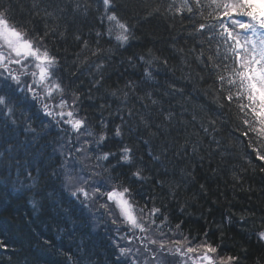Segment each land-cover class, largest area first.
<instances>
[{"label":"trees","instance_id":"obj_1","mask_svg":"<svg viewBox=\"0 0 264 264\" xmlns=\"http://www.w3.org/2000/svg\"><path fill=\"white\" fill-rule=\"evenodd\" d=\"M181 5L182 0H113L112 11L130 28L129 42L122 47L108 34L111 13L102 0H0V13L29 35H42L45 25L55 29L46 41L48 49L62 64L69 62L65 68L77 61L70 68L76 72L79 67L76 76L60 75L65 92L79 94L76 110L92 132L84 134L83 153L75 154L59 147L64 130L53 124L47 128L40 103L25 111L13 100L11 116L6 107L0 112V242L6 245L0 247V264H129L119 252L118 227L107 223L95 228L91 209L79 195L69 194L70 185L80 181L78 171L70 173V183L65 179L76 158L86 159L111 185L128 184L127 176L141 168L146 179L133 185L136 209L144 208L139 213L145 216L152 207L161 209L153 226L163 237H187L193 245L207 241L218 248L214 256L219 260L231 255L239 258L236 264H264V241L258 238L264 232V172L258 161L249 163L243 155L244 144L233 131L240 122L235 105L224 109L215 126L209 125L205 112L217 107L213 101L220 95L219 85L213 86V70L197 56L214 52L215 43L210 46L207 34L195 33L194 22L201 18L186 9L177 12ZM157 7L158 12L152 11ZM74 35L89 41L79 58L83 64L77 60L81 48ZM97 47L101 52L94 56ZM134 53L144 61L134 59L132 67L128 57ZM99 63L104 67L97 71ZM145 67L155 81L144 91L126 87L128 80L139 81ZM96 80L101 84L94 87ZM173 84L179 91L169 89ZM117 125L119 137L114 135ZM102 133L106 139L97 143ZM125 146L131 149V166L119 161ZM106 152L115 155L97 159ZM95 199L103 198L95 194Z\"/></svg>","mask_w":264,"mask_h":264},{"label":"snow or ice","instance_id":"obj_2","mask_svg":"<svg viewBox=\"0 0 264 264\" xmlns=\"http://www.w3.org/2000/svg\"><path fill=\"white\" fill-rule=\"evenodd\" d=\"M102 4L105 12L111 13L107 15V20L115 22L121 30L116 39L123 47L129 42L130 28L126 23L120 22L116 13L112 11L113 0H102ZM171 7L172 5H169V8ZM185 9L190 15L198 14L201 18L200 22H194L196 24L195 33L201 36L207 34L206 40L210 46L215 43L214 52L205 55V52L201 51L197 56V60L201 64L213 70V86L219 85L217 90L220 95L213 101L217 107L215 109L208 107L205 112L209 125L215 126L221 120V116L225 114L224 109L235 105L240 122L233 131L239 134L237 139L244 144L243 155L248 158L249 163L253 160L258 161L259 171L264 172V0H192V3H189V0H182L181 7L177 8L176 11L182 13ZM159 10L157 7L152 11L158 12ZM48 15H52V13H48ZM239 17H246L247 19H240ZM45 29L42 35H29L28 32L12 26L9 20L5 19L4 14L0 13V112L6 107L7 114L11 116L13 107L10 105L13 100L25 111L38 102L41 105L40 110L46 117L55 119L58 116L70 126L73 132L79 133L82 128H85V119L76 118L74 110L64 111L69 107V104L62 95L65 88L62 84L63 76L60 75V73L67 71L69 76H76L79 67L77 66L76 72H72L70 70L71 65H75L77 61H72L71 65L65 68L69 62L65 59L62 64L61 58L49 51L46 41L50 37V32L55 35V29L48 30L47 25H45ZM111 33L112 29L109 28L108 34L111 35ZM101 35V32H96L97 37ZM64 36V32L59 33L61 39ZM132 38L135 39L134 36ZM74 40L81 48V52L76 53L77 60H79L81 53L89 49V41L82 40L81 35H74ZM97 44H99V40H97ZM99 52L101 49L97 47L92 55L95 56ZM86 59L87 57H85ZM134 59L144 61V56L134 53L133 56L128 57L129 66L135 67ZM154 59L159 58L154 57ZM79 62L83 64L85 61L79 60ZM145 63L151 65L152 61L148 60ZM167 64V59H164L162 65L166 66ZM91 66L89 65V67ZM103 67V63L95 64L97 71ZM80 74L83 75L82 72ZM27 77H31V82L28 81ZM103 79L104 74L101 72V80ZM101 80L94 81L93 86L100 85ZM154 81V73L145 67L139 81L128 80L125 86L134 92L144 91L149 83ZM168 87L172 92L179 91L175 89L174 84ZM54 93L61 94L59 103L55 105L61 111L55 113L49 104L44 103L45 98L53 99ZM146 94L149 97L152 95L151 92ZM168 94L171 92L166 91L165 95ZM111 95L116 96V91H113ZM72 96L74 107L76 102L80 100V96L76 92H73ZM127 96L128 93L125 92L124 97L127 98ZM139 98L143 99V97ZM152 103L155 104L157 101L153 100ZM101 107L103 108L104 105ZM129 115H131L130 110ZM65 116L68 119L65 120ZM221 122L227 123L226 121ZM11 123L15 124L16 121L12 120ZM101 123L107 128L104 121ZM28 127L30 129V124ZM85 130L89 136L92 135L90 130ZM204 131L208 132V128H204ZM114 135L117 137L122 135L121 126L115 127ZM105 139L106 136L102 133L97 143L103 142ZM83 150V147L78 149V151ZM130 152L131 149L127 146L123 147L119 161L131 166L133 161ZM110 155L115 154L106 152L98 156L97 159L108 160ZM153 159L159 160V157L153 156ZM105 171H109V169L106 168ZM142 171L139 167L132 171L127 176L128 184L121 182L119 185H111L109 179L97 180L93 187V193L98 194L100 198L106 197L105 203L101 204L100 207L105 208L108 214L113 217V224L121 222L129 225L132 229L145 232L148 229L145 228L141 217L137 215L133 195V185L146 179L142 176ZM92 175L100 176L101 174L93 173ZM65 179L70 183L73 177L66 175ZM65 187H68L67 183ZM200 187L201 190H204L205 186L201 185ZM69 194L73 197L82 194L85 199L89 198V193L82 186L70 191ZM139 212L143 213L144 208H140ZM149 213L148 219L151 224H155V218H158L157 214L161 213V209L152 207L149 209ZM165 220H167L166 216ZM176 228L180 229L179 223ZM160 235L163 236L164 233L161 232ZM179 235L182 236L183 234L179 233ZM258 238L264 241V232H260ZM146 239H148V243L157 245L152 256V259L157 260V264H184L185 258L191 260L194 255L195 259L201 261L202 264H216L214 254L217 253L218 248L207 241L193 245L187 237H183L172 240L171 243L175 247L170 248L167 247L168 241L166 240ZM0 247H6V245L0 242ZM130 251L129 248H119L122 257ZM173 256L177 259H169ZM238 259L236 256L229 255L220 257V262L221 264H236Z\"/></svg>","mask_w":264,"mask_h":264},{"label":"rangeland","instance_id":"obj_3","mask_svg":"<svg viewBox=\"0 0 264 264\" xmlns=\"http://www.w3.org/2000/svg\"><path fill=\"white\" fill-rule=\"evenodd\" d=\"M240 19H247L244 17H239ZM107 24H109V28L112 29L113 36H117L121 33V30L116 26L115 22H110L107 20ZM18 67V66H13ZM23 79V78H22ZM28 81L31 82V77H27ZM64 86V85H63ZM65 88V87H64ZM43 95V93H41ZM53 99H44V103L49 104L52 107L53 112H59L61 109L56 108L55 105L59 103V100L61 99V94L54 93ZM63 98L68 100L69 107L64 109L65 112L69 110H74V115L76 118H80L78 115V111L76 110V105L73 107V98L72 94H70L68 91L67 93L64 91L62 94ZM41 107V105H40ZM42 114H44L41 111ZM44 119L47 122V128L49 126H56L57 128H60L64 130L62 134L66 136L64 141L61 143L59 141L58 145L61 148L63 145L64 149L69 148V151L75 153V154H82L83 151H78V149H81L84 145V138L85 133L87 132L85 128H82L79 133L73 132L70 128V126L63 122L58 116L55 119H52L50 117H46L44 114ZM64 119H68L66 116ZM53 124V125H52ZM72 143V144H71ZM61 144V145H60ZM66 144V145H65ZM84 149V148H83ZM67 151L68 155L70 156V152ZM65 153V152H63ZM79 158V157H78ZM67 162V159H66ZM88 162L86 159H75V161L67 168L66 173L70 175L72 171H78V178L80 181L74 182L70 185L71 191H74L78 187H84L87 192L89 193V198L85 199V197L82 194H79V197L82 198L85 205L89 207L92 211L93 215V225L95 228L100 229L101 227H104L107 223H111L112 226L118 227L117 231L120 233L119 241H117V244L120 245V247H125L131 249L130 252H128L125 256H123L129 264H157V260L152 259V256L154 254V251L157 248V245H153L148 243V239H156V240H166L168 241L167 247L174 248L175 246L171 243L174 239H168L166 237L161 236L159 233V229L153 226L151 222L148 219V216L142 215L137 211V215L141 217V221L144 223L145 228L148 229V231L142 232L139 229H132L129 225L118 222L117 224L112 223L113 217L110 216L105 208L100 207L101 204L105 203L106 197L102 199L101 202H97V199H95V194L91 191H93V187L95 184V181L100 179H105L102 176H93L92 174L94 171L88 167ZM76 175V176H77ZM91 177V178H90ZM86 181V182H85ZM111 184V183H110ZM91 191H88V190ZM151 250V251H149ZM158 259V257H157ZM171 260L177 259L176 257H169ZM214 259L216 260V264H221L220 260L217 259V257L214 256ZM184 264H202L201 261L195 259V255L193 256V259L189 260L185 258Z\"/></svg>","mask_w":264,"mask_h":264}]
</instances>
